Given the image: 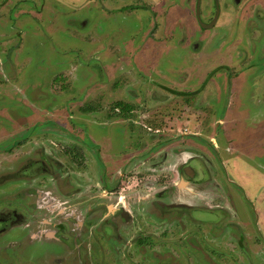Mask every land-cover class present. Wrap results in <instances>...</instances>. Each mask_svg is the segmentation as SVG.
<instances>
[{
	"label": "rangeland",
	"instance_id": "rangeland-1",
	"mask_svg": "<svg viewBox=\"0 0 264 264\" xmlns=\"http://www.w3.org/2000/svg\"><path fill=\"white\" fill-rule=\"evenodd\" d=\"M16 1L18 0H0V41L3 43L2 51L0 50V61L5 55H8L9 52L6 54V51L13 47L14 38L19 43L15 46L16 52L11 58L17 74L15 75V70L0 73V83L4 84L0 86L2 87L0 92L4 93L3 97H0V115L7 120L10 131L14 130L12 124L15 123V120L17 123H23L22 126H19L20 130H23L30 125L28 122L46 118L54 120L53 128H50L53 132L61 131L65 135L67 132L65 130H68L77 135L82 134L83 130L87 131L86 134H91L93 137L91 139L93 143L97 142L102 145V149L99 151L102 152L101 156L104 162L108 161L107 158H112L111 161L105 162L107 168L103 172L110 173L117 186L123 187L120 194L122 197L134 193H137L138 196L153 194L159 185L169 178V173H172L170 163L163 164L165 153L171 155L174 148L181 147V153H178L181 160L188 158L191 155L188 152V146L192 144L188 138L192 131H197L199 133L196 145L198 156L203 160H209L210 165L214 164L215 170L213 166L209 165V168L219 174L215 181L217 186L209 184L205 189L207 192H198V197H193L194 189L187 185L184 190L178 192V195L172 194L173 201L195 203L197 207L219 211L220 214L222 212L225 214L228 211L234 213V191L232 190V194L229 186L226 185V177L222 172L221 164L222 160L229 158L228 168L234 172L237 180L242 179L241 181L251 185L246 186L251 200L241 194V203H238L239 211L248 217V221L256 223L257 214H264V188L261 190V186H259L260 195H257L255 191L264 180V177L262 179L263 174L261 173V176L257 174L259 172H253L254 162L247 159V165L240 166L245 162L244 160V162H239L241 161L240 152H233L231 151L233 149L230 150L226 147L228 139L225 138L223 132L229 124L228 122L220 123L219 119L223 118L221 114L234 116L240 115L242 110H247L245 114L252 116L244 119L248 126H254V124L264 121L263 38H258L257 45L254 43L258 49L249 52L254 59H257V68L245 69L242 72L243 75L234 80L232 92L230 85L221 86L220 81L213 80L218 75H223V79L226 77L222 69H213L214 66L226 61L230 67L239 63L235 56L238 54V40L243 37L246 39L249 33L256 36L254 24L244 23V20H241L235 11L229 17L230 24L227 23L228 19L221 18L219 21L226 28L219 27V31L218 28L209 32L200 31L197 24L196 28L194 27L195 23L192 19L195 0H187V2L172 0L171 4L169 3L170 5L167 4L165 7V9L171 7V13L168 11L169 8L165 11L160 9L163 0H23V3H20L16 9L19 20L16 25H13L9 21V16L12 14L11 19H14V11L11 8ZM127 5H134V9L131 7L128 9ZM175 9L177 10L176 14L173 12ZM223 12L227 14V10H223ZM169 15L170 17H168ZM179 15L181 23L178 27L179 20L176 21V18ZM154 18L155 23H153ZM206 20L209 21V18L203 19L205 22ZM221 29L232 37L228 36L227 39L230 40V43L226 42L227 45L223 42V38L219 37L222 34ZM19 32L22 33V36L19 35ZM215 36L219 37V41L214 42L212 47L209 46L210 44L203 43L205 39L212 42ZM227 39L226 41H228ZM148 40L150 49L146 47ZM197 44H199L196 49L198 57H194L193 48ZM225 54H228V59H225L227 57L222 59ZM194 59L198 62L196 63ZM5 66L8 67V65ZM234 67L238 68V66ZM234 67L232 68L234 69ZM14 80L18 85L14 86ZM213 81H215V85L212 84ZM201 82H203L201 84L202 91L195 96L188 94V89L183 87L180 89V85H174L183 83L184 87L195 90L200 88L198 86ZM139 83L143 84L147 90L138 92V99L155 98L160 99L161 102H149V106L148 103L144 106L134 105L131 112L132 119H125L123 114L127 110L117 105L112 114L117 115L119 119L104 120L102 117L108 114L107 112L111 108L107 102L110 100L108 93L115 89L122 95L124 94V97L129 98V90H136L140 86ZM160 85L175 90L169 92L160 88ZM117 92L115 93L117 94ZM185 93L187 96L183 95ZM122 95L115 99L120 97L118 100L122 101L125 99ZM211 97L216 99V101L211 100L213 104H216V107L202 105V100L207 99L208 101ZM97 104L101 105L97 110L99 113L96 112L95 105ZM227 106H229L228 109ZM116 107L119 110H116ZM82 115H86L84 119ZM236 120H233L232 125L236 126ZM155 130L164 133L161 137L163 136L165 140V145L157 148H155V142H159L160 138L156 135ZM234 130L236 129H231L232 134L229 135V138H232L233 143H237L240 134L233 132ZM263 132L264 127L260 130L259 135L263 136ZM180 133L184 135L179 139L177 136ZM183 136L185 137L182 138ZM66 138L65 136L53 138L38 135L32 137L29 141L30 144L23 150L1 154L0 191L6 193L12 202L13 199L11 195H8V191L14 189V186L16 187V180L13 179L15 176H12V180L9 182L3 181L2 178L6 174L16 172L33 159L43 158L41 155H33L28 151L37 144L46 145L49 155L45 157H48L47 164L49 165L45 166L53 170L56 178L60 176V182L54 181V196L57 197L59 189L80 196L70 200L72 205L85 197H90L92 194L90 188L102 190L101 186L95 185L99 177L97 174L94 175L96 165L94 152L89 148L86 150L83 148L84 160L73 159L65 149L80 146V141L74 138V135L68 141L65 140ZM256 138L258 140L255 143L259 141V137ZM214 139L217 144H220L218 150L210 145ZM136 141H139L138 145H136ZM116 143L120 145L122 143V147L128 152L126 154L109 152L108 149L112 146L116 147ZM257 144L259 148L263 147L262 143L261 147L259 142ZM152 148L155 149L150 154L139 153ZM216 154L219 158L216 157ZM132 156H135L134 160L137 164L127 171L123 165ZM159 157L162 161L157 164L160 163L161 170L142 172L143 168L140 164H147L150 160H152L150 163H153L154 159ZM255 167L263 172L261 166L256 165ZM165 183L167 186L173 185L172 182ZM25 186L27 185H23L22 188L28 187ZM234 189L238 190L237 187ZM212 190L216 193L213 194ZM229 191L231 198H229ZM235 194L239 196L238 191ZM56 197L53 199L54 203L58 202ZM92 202V199L88 201V203ZM57 205L59 206V204ZM157 213L153 215L154 218H150V215L139 214L141 216L140 223H135L133 228L129 229L128 234L125 232V235L123 232V235L133 243L140 237L148 236L150 243L147 251L148 259L142 261L143 254H138L136 249L128 247L125 248L126 252L128 249L133 252L131 253L132 257H128L129 260L126 261V252L123 243H121L119 248L123 251L117 252L118 263L121 261L122 264H160L159 258L170 255L173 263L179 264L180 261L181 264H189V257L181 255L185 256V252L180 253L183 251V247L188 246L185 241L180 246L177 240L176 211H172L169 216L166 215L163 219H160ZM198 216L206 220H199L200 223H197V226L205 228L206 232L215 226L224 228L227 221L224 218L218 220L216 213L212 214L208 210H199ZM214 222L218 223L214 224ZM195 226L194 223L185 224L186 229ZM260 226L264 229L263 218L260 219ZM0 228H2L1 224ZM18 230L5 233L4 238L0 239V245L4 243L3 241L10 240L11 237L13 241L20 231ZM142 231L144 234L141 233ZM222 232H225V228ZM222 232L221 234H223ZM182 236L186 239L189 238L187 234ZM207 236L208 238L212 237L210 234ZM113 241L110 239L104 242ZM55 242L49 243L55 244ZM17 244L20 245L19 242ZM51 246L39 240H24L20 247L4 251L0 256V264H10V259L14 261L11 262L12 264H68L64 260H57V257L63 256V251L56 248L50 249ZM263 246L261 249L258 246L255 248V264H264ZM139 249L142 251V247ZM73 254L76 255L74 252ZM72 255H68L69 260ZM197 256L200 259L194 264H208L205 259H201L200 254ZM238 258H243V256ZM91 259L95 260L99 257L95 255ZM181 259L183 260L181 261ZM213 260L210 261L213 262L212 264H221ZM97 264L100 262L98 261ZM164 264L167 262L165 261Z\"/></svg>",
	"mask_w": 264,
	"mask_h": 264
},
{
	"label": "flooded vegetation",
	"instance_id": "flooded-vegetation-1",
	"mask_svg": "<svg viewBox=\"0 0 264 264\" xmlns=\"http://www.w3.org/2000/svg\"><path fill=\"white\" fill-rule=\"evenodd\" d=\"M168 1V2H167ZM172 0H163L161 3V8L163 11L167 10L171 13V7H168L165 9L167 4H171ZM210 3L206 0H195L194 7L192 10L194 11L193 17L190 13V16L192 17L195 28L196 24L199 27L200 31H206L209 32L211 30L217 29L219 31V27H225V25H222L219 23L221 21V18L228 19V24H230L229 17L232 14V12H237L240 16V19L244 20V23H248L249 25L254 24V28L256 29L257 35L254 36L252 33H249L248 36L243 37L241 40H238L237 45V52L238 54L235 55L239 61L237 65L234 64V66H238V68L235 69L234 66L230 67V64H228V61L223 62L220 65L214 66L213 69H219L223 70L226 74V77L223 79V75H218L213 80L220 81V85L223 86L225 84L230 85L231 92L233 91V82L236 79H239L241 75H243V71L245 69H256L258 63H256L257 59H254V57L251 55L253 49H258L256 46V41L258 38H263L262 41H264V0H209ZM183 2H187V0H183ZM20 3H23V0L16 1L15 5L12 6V11H14V19H11V15L9 16V21L12 22L13 25H16V23L19 20V15L16 14V9L18 8V5ZM169 4V5H170ZM138 6V5H137ZM128 9L133 8L134 5H127ZM138 7H141L140 5ZM208 7V8H207ZM145 8V7H142ZM227 8V9H226ZM157 10V8H156ZM223 10H227V14H224ZM176 9L173 11L176 14ZM229 13V15H228ZM213 15V16H212ZM160 16V15H159ZM170 17V15L168 16ZM212 17V18H211ZM261 17V19H260ZM158 18V17H157ZM203 21V19H208ZM179 20L177 23V26L179 27L181 23L180 15L176 18V21ZM191 21V19H190ZM193 21H191L193 23ZM258 22L257 24H255ZM155 23V18L154 22ZM193 23V24H194ZM1 25V24H0ZM12 25V26H13ZM14 27V26H13ZM197 30V29H196ZM22 31V30H21ZM251 31V30H250ZM199 32V31H197ZM202 33V32H201ZM221 36H219L221 39L223 38V42L230 43L227 38L229 34H227L226 31L221 29ZM187 34V33H186ZM1 35V33H0ZM19 35L22 36V33L19 32ZM5 37V36H4ZM218 36H215L213 38L212 42L210 40H204L203 43L210 44L209 46H213L214 42H218L219 40ZM229 38H232L229 36ZM226 39L228 41H226ZM218 40V41H217ZM245 40V41H244ZM14 45L13 47L9 48L6 51L3 60L0 61V73H4V71H14L15 75L17 74L16 69L11 62L12 55H14L15 46L19 43L16 42V39H13ZM161 42V41H160ZM256 45H255V44ZM226 44V45H227ZM193 45V44H192ZM3 43L0 41V50L2 51ZM146 47L149 48V40L147 42ZM193 47V46H192ZM199 47V44H197L194 49V57H198V53L196 49ZM210 47V48H211ZM21 42H20V50H21ZM150 49V48H149ZM250 49V50H249ZM211 52V51H210ZM206 52V53H210ZM18 54V53H17ZM142 56L144 54H141ZM228 54H225L223 58L227 57ZM234 56V55H233ZM229 57L225 58L228 59ZM233 59V58H232ZM231 59V62L233 61ZM195 60V59H194ZM196 61V60H195ZM212 61V60H211ZM198 61H196L197 63ZM5 65H8L6 67ZM219 67V68H218ZM234 67V69L232 68ZM3 69V70H2ZM209 75V74H207ZM216 75V74H215ZM206 79V77H205ZM213 81L212 84L215 85ZM216 82V83H218ZM196 88L195 90H191L192 88H187L183 86V83H175L174 85H180V89L186 88L188 89V94H193L194 96L201 93V84ZM134 84V83H132ZM139 83L138 85H140ZM211 84V85H212ZM219 84V83H218ZM4 85L3 83H0V86ZM18 85L16 80H14V86ZM136 85V84H135ZM146 86V85H145ZM188 86V83H187ZM183 87V88H182ZM2 87H0L1 89ZM137 88H139V91H137ZM136 88V90H129V98L124 97L121 93L117 92L115 89L111 90L108 93V97H110V100L107 101L110 105V110L107 112L108 114H105L102 118L104 120H111V119H119L117 115H113L112 113L115 112V106L119 105L124 110H127L125 114H123V117L125 119L129 118L132 119V107L134 105L136 106H144L145 104L149 102H161L160 99H138L137 93L141 91H145L147 89L144 88V85H140ZM160 88H164L167 91H174L170 90L165 86H161ZM15 89V88H14ZM3 90V89H2ZM104 90V89H103ZM156 90V89H155ZM216 91L218 93V87L216 88ZM111 92H114L113 94ZM117 92V94L115 93ZM111 93V95H110ZM179 93V92H178ZM181 93V92H180ZM183 94L184 96H187ZM3 92H0V97H3ZM123 96L122 101H119L116 98L118 96ZM128 96V95H127ZM210 96H212L210 94ZM108 97H102V98H108ZM188 100V99H187ZM211 100L216 101V99H212V97L207 101V99L202 100V105L205 107L208 105L215 106L216 104H213ZM206 102V104H205ZM228 104V102H227ZM96 112L101 105L97 104L95 105ZM216 107V106H215ZM229 106H227V109ZM114 109V110H113ZM116 110H119L118 107H116ZM228 111V110H226ZM247 111V110H246ZM243 111L240 113V115H234V116H227L225 114H221L223 116L222 119H219L220 123H227L228 126L225 127V130L223 132L226 140L228 142V145H226L227 149H233L231 151H237L240 152V159L244 163L240 166L247 165L246 159L250 162H254L252 165L253 172L260 174L262 176V179L264 177V163L262 164V160L264 161V132L263 136L259 135L260 130L262 127H264V121L260 123L254 124V126H248L247 122L244 121L245 118H251L252 116L246 115ZM95 112V111H94ZM85 114V113H83ZM225 115V116H224ZM86 115H82L83 119ZM181 116V115H180ZM181 118V117H180ZM179 118V119H180ZM236 118V119H233ZM179 119H177L179 121ZM222 120V121H221ZM232 120V121H231ZM233 120H236V126L232 125ZM15 120V123L12 124V128L14 130L10 131V127L7 124V120L4 118V116L0 115V155L5 153H12L17 152V150L21 151L24 147L28 146L30 143L32 137H37L38 135L42 137L45 135L46 137H57V136H65L67 137L65 140L68 141V139L74 135V138L78 139L80 142V146H72L69 148H66L65 151L72 155L73 159L76 160H84V154L82 153V149L85 150L89 148V150L93 151L96 157V165H95V172L94 175L99 177V180L96 182V186H101L102 190H96L95 188H90V191L92 194H90V197L84 198L82 200L77 201L76 203H73L71 205L70 200L77 199L80 196H77L76 194L64 192L62 189H59V193L57 194V197L54 196L53 192V186L54 181L60 182V179L58 176L57 178L54 176L53 170H50L45 165L47 164L48 157H45L48 154V148L44 144H40L37 146H33L28 150L29 152L33 153V155H41L43 158L40 159H33L30 161L27 165L24 164L22 168H19L16 172L6 174L3 176L2 180L9 182V180H12V176H15L16 180V187L14 186V189H10L8 191V195H11V198L13 199L12 202L10 199H8L7 194L0 191V224L2 225V228H0V239L4 238L5 233L11 232L12 230H18L19 232L15 236V238L12 241V237L10 240L3 241L2 245H0V256H2V253L4 251H7V249H13L15 247H20L22 244V241L24 240H39L42 243H46L47 245H52L50 249L56 248L59 249L62 252V257H57L58 261H65L68 264H97L98 261L100 264H122V262H119V258L117 257L118 251L121 250V243L124 245V249L128 247H132L133 249H136L138 254H143V260L148 259L147 251L149 249V239L148 236L140 237L135 241V243L131 242L132 240H128L126 238L125 232L128 234L129 229H132L134 224H139L141 218L140 215L146 216L150 215V218H154L153 215L158 212L160 219H163L166 215L169 216L172 211H176L177 216L175 218V221H177V240L179 241L180 246L185 241V244L188 247H183V251L180 253L183 257H189V264H194L196 261H198L200 258H198L197 254H200L201 259H205V262L208 264H212L213 262H210L214 260L216 263H231V264H255L256 261V255L254 254L255 248L258 246L259 249L262 248V245H264V229L260 226V219H264V214L261 215L257 214L256 223L248 221V217L244 215L242 212L239 211L238 203H241V194H243L244 197L250 198V193L247 191L246 186H251L249 183L246 184L245 182L241 181L242 179L237 180L235 174L233 171H231L228 167L229 164L227 163L229 161V158H226L224 161H221L222 168L224 172V176L226 177V185L229 186L231 193L232 190L234 191V204L235 209L234 213L226 212L225 214H220L219 211L211 210V209H203L200 207H197L195 203H186V202H174L172 198V194L178 195V192H181L184 190L187 185L191 186L194 189L193 197H198V192H207L205 189L209 184L217 186L218 178V172H213L209 168V160H203L199 158L197 149V140L199 139V133L197 131H192L189 135V142L192 143L188 146V152L191 153V155L186 158L185 160H181L182 158L178 153H181L182 148H174L172 150L171 155L169 153H165V156L163 158V164L164 163H170L171 171L169 173V178L165 182H172L173 185L167 186V184L164 182L163 184H160L157 190L151 195L146 194L145 196H138L137 193L129 194L128 196H120L122 192V186H117V183L112 180V176L107 174L108 172L104 173L103 171H106V164L105 162L111 161L112 158H107L104 162L103 157L101 156L102 152L99 151V149H102V145L100 143H93L91 139L93 137L91 134H86L87 131L83 130L82 134H77L69 132L68 130H65V135L63 132H53L51 131L52 124L54 123V120L46 118L42 120H33L32 122H28L30 125L26 126L23 130H20L19 126H22V122H18ZM49 123H51L49 125ZM104 126V125H101ZM127 128H129L128 125H126ZM53 128V127H52ZM227 128V130H226ZM236 129L233 132L239 133V139L237 140V143L232 142V138H229V135L231 136L232 131L231 129ZM16 129V130H15ZM151 129V128H149ZM63 133L62 135L60 134ZM156 135L159 136L160 140L159 142H155V148L158 146L165 145L163 136L164 133L158 132V130H155ZM52 134V136H51ZM189 134V133H186ZM184 135L183 133L178 134V138L180 139V136ZM259 135V136H258ZM175 136V137H176ZM88 137V138H87ZM183 136L182 138H184ZM234 137V136H232ZM256 137H259V146L260 144L263 145V147H258V142L255 143L256 140H258ZM187 138V137H186ZM240 138L242 139L240 141ZM87 140V141H85ZM95 141V140H94ZM241 143V144H240ZM139 144V141H136V145ZM234 144V145H233ZM115 146H112L108 149L109 152L117 154L124 153L126 154L128 151L124 149L119 143H116ZM135 145V143H134ZM214 149L218 150L220 147V144L216 142V139L210 143ZM225 146V145H224ZM82 147V148H81ZM146 149L139 153H147L150 154L154 152V149ZM212 152V151H211ZM51 154V153H50ZM135 156L130 157L126 163L123 165L125 170H130V167L134 168V164H137L134 160ZM216 157L218 155L216 154ZM250 157V158H249ZM219 158V157H218ZM173 159V161H172ZM254 160V161H251ZM152 161V160H150ZM143 163L140 164L143 168L142 172L146 171H158L161 170L160 163L162 159L157 158L154 159L153 163ZM157 162H160L157 164ZM249 162V164H250ZM82 163V162H81ZM145 165V166H143ZM251 165V164H250ZM261 166L263 169L260 170L259 168L255 166ZM210 166H213V169L215 170L214 164H211ZM262 173V174H261ZM124 176V174H123ZM166 177L168 175H165ZM23 178V180H22ZM144 178V177H143ZM164 178V175H163ZM162 178V180H164ZM171 178V179H170ZM121 179V178H120ZM22 180V183H20ZM264 181V180H263ZM258 185L257 189H255L256 194L260 195L261 191L259 186L264 188V183ZM158 182V181H156ZM219 182V181H218ZM234 183V184H232ZM157 185V183H154ZM153 184V185H154ZM186 184V185H185ZM23 185H27L22 188ZM149 187V185H147ZM220 186V184H218ZM49 187V188H48ZM238 188L239 196L235 194L236 189ZM105 188V189H103ZM213 194L216 193L214 190L211 191ZM210 194L212 195V193ZM56 197L57 203H54V198ZM213 199L214 196L212 195ZM229 198L230 191H229ZM92 199V203H88V201ZM59 204V206L57 205ZM17 206V207H16ZM60 207H62V210H60ZM85 208V209H83ZM208 210L210 213L214 214L216 213L217 219L220 218L227 219V221L224 224L225 232L223 233L222 230L224 228L219 227H211L209 229V232H206L205 228L198 227L197 223H200L201 221H206L205 219H202L198 216L199 210ZM157 210V211H156ZM155 212V213H154ZM140 214V215H139ZM221 216V217H220ZM136 220V221H135ZM155 220V219H154ZM162 222V221H161ZM194 223L196 224L195 227H191L189 229L185 228L186 223ZM213 223V221H212ZM218 222H214V224H217ZM254 225V227H251ZM97 231V233H95ZM123 232L125 235H123ZM221 232L223 234H221ZM144 234V231L141 232ZM189 235V238L186 239L182 235ZM212 235L211 238H208L207 235ZM221 234V235H220ZM110 239H113V242H104L108 241ZM16 240V241H14ZM56 241V242H55ZM125 241V242H124ZM20 243L18 245L17 243ZM49 242H55V244H51ZM120 242V243H119ZM37 243V242H36ZM57 244V245H56ZM54 246V247H53ZM233 246V247H229ZM139 247H142V251L139 249ZM264 247V246H263ZM222 248V249H221ZM126 249L124 250L126 252ZM95 251V252H94ZM72 252V253H71ZM76 253L75 254H73ZM132 250H129L126 252L125 260L128 261V257H132ZM141 252V253H140ZM59 253V252H58ZM61 254V253H60ZM73 254L72 258L69 260L68 255ZM98 256L99 259H91L93 256ZM240 258L238 257H242ZM247 257V258H245ZM160 264H164L166 261L167 264H177V262L173 263V259L170 258V255L164 256L159 258ZM186 259V258H184ZM183 259H181L182 261ZM187 260V259H186ZM10 264H12L11 259L9 260ZM70 261V263H69ZM96 261V262H93ZM179 264L181 262L179 261Z\"/></svg>",
	"mask_w": 264,
	"mask_h": 264
},
{
	"label": "trees",
	"instance_id": "trees-1",
	"mask_svg": "<svg viewBox=\"0 0 264 264\" xmlns=\"http://www.w3.org/2000/svg\"><path fill=\"white\" fill-rule=\"evenodd\" d=\"M90 107V106H89Z\"/></svg>",
	"mask_w": 264,
	"mask_h": 264
}]
</instances>
